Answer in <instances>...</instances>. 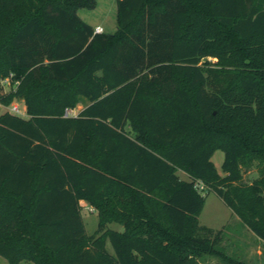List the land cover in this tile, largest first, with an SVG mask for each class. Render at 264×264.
Listing matches in <instances>:
<instances>
[{"label":"trees","instance_id":"obj_1","mask_svg":"<svg viewBox=\"0 0 264 264\" xmlns=\"http://www.w3.org/2000/svg\"><path fill=\"white\" fill-rule=\"evenodd\" d=\"M96 5L0 0V80L13 86L0 88V103L23 100L29 115L0 114V255L9 264L227 257L216 247L222 229L199 220L210 192L264 240V0H117L114 33L80 17ZM254 165L261 176L246 184L242 170ZM82 200L98 212L93 234Z\"/></svg>","mask_w":264,"mask_h":264},{"label":"rangeland","instance_id":"obj_2","mask_svg":"<svg viewBox=\"0 0 264 264\" xmlns=\"http://www.w3.org/2000/svg\"><path fill=\"white\" fill-rule=\"evenodd\" d=\"M96 2L97 5L94 8H80L78 11L80 17L94 27L102 26L106 33H114L117 29V0H96ZM1 87L5 91H9L13 88L12 82L2 83L0 80ZM12 103H19L25 109L23 100L15 99ZM86 103V100L81 101L74 108V113L77 114ZM6 110H9V106L6 107L0 103V114ZM212 160L217 169L225 174L222 171L224 151L222 149L216 150ZM242 172L243 182L246 184L252 183L261 176L260 168L257 165L251 168L244 167ZM179 174L183 178H188L183 171H180ZM81 205V214L86 230L88 234H93L98 228V212L87 200H82ZM199 220L202 225L216 230L222 229L216 247L227 256L207 254L201 258V264H264V240L258 237L215 192L207 194ZM110 226L114 229L123 230V225L116 222ZM108 248L112 250L110 243H108ZM0 264H9V262L0 255Z\"/></svg>","mask_w":264,"mask_h":264},{"label":"built area","instance_id":"obj_3","mask_svg":"<svg viewBox=\"0 0 264 264\" xmlns=\"http://www.w3.org/2000/svg\"><path fill=\"white\" fill-rule=\"evenodd\" d=\"M95 33H101L104 31L103 27L100 26V25H97L94 29ZM11 81V78L10 77H6V78H3L1 79V82L2 83H10ZM9 111L13 114H16V115H20V116H23V117H28V113L26 111V108L23 109L21 107V105L19 103H12L10 106H9ZM65 116H74L76 115L74 113V109H71V108H67L65 110ZM195 187L200 190L201 192L203 193H206L207 192V187L206 185L204 184V182L202 180H197L196 183H195Z\"/></svg>","mask_w":264,"mask_h":264}]
</instances>
